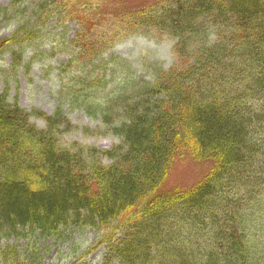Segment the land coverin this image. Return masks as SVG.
Segmentation results:
<instances>
[{
	"label": "trees",
	"instance_id": "16d2710c",
	"mask_svg": "<svg viewBox=\"0 0 264 264\" xmlns=\"http://www.w3.org/2000/svg\"><path fill=\"white\" fill-rule=\"evenodd\" d=\"M117 1L0 6L1 18L15 19L0 39L12 67L47 23L74 22L73 47L88 55L51 113L27 111L0 91L2 264H42L39 238L85 228L96 236L86 251L104 248V264H264V0L122 9ZM137 32L174 39L172 64L143 82L129 63L103 57ZM77 61L73 54L67 65ZM74 108L98 121L84 128L119 142L63 143L77 128L67 116ZM183 159L205 172L187 187H166ZM18 237L26 238L22 254L8 244Z\"/></svg>",
	"mask_w": 264,
	"mask_h": 264
},
{
	"label": "rangeland",
	"instance_id": "374dc122",
	"mask_svg": "<svg viewBox=\"0 0 264 264\" xmlns=\"http://www.w3.org/2000/svg\"><path fill=\"white\" fill-rule=\"evenodd\" d=\"M146 1L118 0L117 6L120 9L132 8ZM10 2L11 0H0V6L8 5ZM10 19L0 17V39L13 31L15 19L13 17ZM50 25L51 23H47L39 32V37L33 40L32 47H28L23 62L18 67H12L9 51L0 54V91L7 89L9 101L17 102L27 111L36 108L46 113L53 112L56 101L59 99L60 102L64 99V95L60 97V85L64 90L67 89L70 85L68 81L70 73L79 69L78 64L82 62L81 59L88 56L86 52L79 54L80 49L73 47L72 40L77 31L74 22L66 27L52 28ZM209 33L214 37V30ZM51 40L55 42L52 43ZM173 41L174 39L170 37H154L150 33L137 32L116 41L103 57L107 59L109 56H116L118 61L123 60L134 68L138 82L148 81L158 68H167L172 64ZM33 47H37V51L29 59ZM73 54H76L79 61L67 65ZM67 116L77 128L62 136L63 143L76 142L107 149L119 142V138L112 133H93L91 129L84 128L83 126H88L94 129L98 121L81 110L74 108L67 112ZM30 121L39 126L43 125V121L35 117H31ZM102 161L108 162V159L103 157ZM205 170L204 164H196L187 159L178 160L174 163L165 186L187 187L196 182ZM95 237L93 230L85 228L65 230L61 237L39 238L38 248L42 255V264H104L102 258L104 248H97L92 252L86 251ZM25 241V237L11 238L8 244H17L22 254ZM5 245L6 242L2 240L0 250ZM0 264H2L1 260Z\"/></svg>",
	"mask_w": 264,
	"mask_h": 264
}]
</instances>
